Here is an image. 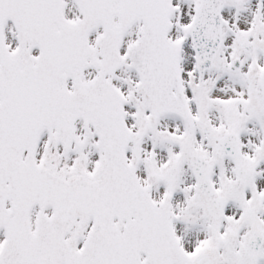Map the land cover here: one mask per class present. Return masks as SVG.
<instances>
[{
  "label": "snow or ice",
  "instance_id": "snow-or-ice-1",
  "mask_svg": "<svg viewBox=\"0 0 264 264\" xmlns=\"http://www.w3.org/2000/svg\"><path fill=\"white\" fill-rule=\"evenodd\" d=\"M0 264H264V0H0Z\"/></svg>",
  "mask_w": 264,
  "mask_h": 264
}]
</instances>
